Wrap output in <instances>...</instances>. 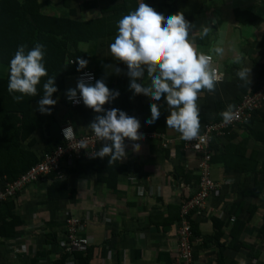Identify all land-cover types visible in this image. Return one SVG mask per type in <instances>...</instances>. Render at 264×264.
Wrapping results in <instances>:
<instances>
[{
  "label": "crops",
  "instance_id": "crops-1",
  "mask_svg": "<svg viewBox=\"0 0 264 264\" xmlns=\"http://www.w3.org/2000/svg\"><path fill=\"white\" fill-rule=\"evenodd\" d=\"M40 1L44 2L42 9L46 13L58 15L67 11L62 0ZM76 1L79 0H72V4ZM156 1L159 0H144L145 3ZM186 1L182 2V7L193 13L191 19H186L191 25V46L196 52L213 56L214 63L209 67L219 66L224 71L213 91L201 89L198 93L196 103L202 130L204 124L221 119L226 101L241 94L236 76L239 67H250L249 82L255 77L264 80V0H191L190 4V0ZM97 2V7L78 16L85 19L101 16L102 7L117 1ZM235 7L251 9L261 18L260 22L256 25L237 22L233 17ZM201 26L209 28L203 38L199 35ZM230 29H233L232 33ZM115 35L95 42H81L79 48L88 53L84 58L86 68L94 71L95 79L119 92L115 99L102 107L123 110L140 121L138 130L142 131L143 137L137 138L139 147L133 149V142L125 138L126 157L104 166L99 163L105 170L86 165L77 172H66L67 187L75 190L74 195L58 198L54 191L49 192L52 179L48 175L17 192L10 199L11 215H5V221L16 219L17 222L7 227L0 218V264H79L75 253L63 250L73 219L80 221L78 234L90 241L87 248L89 264H177L181 204L196 191L198 158L195 152L184 146L178 132L165 126L168 112L163 97L160 101H153L146 94H132L128 88L126 66L113 60L109 52L108 45ZM215 47H221L222 53L216 54ZM237 55L241 58L240 65L233 63ZM142 82L149 83L147 73ZM76 84L74 75L67 77L61 92L64 100L54 97L56 104L51 106L50 114H41L37 104L32 103L33 114L45 118L52 136L59 135L60 125L64 123H69L77 135L91 131L88 125L97 113L83 104L71 108L65 103L67 90L75 89ZM149 103H157L161 112L150 125L144 123V119L150 116ZM263 115L264 107L251 126L264 130ZM243 124L228 127L230 136L227 128L225 134L212 138L215 150L218 149L213 156L217 153L225 156V160L218 157L212 160L211 177L221 188L219 193L206 199L203 209L191 213L198 231L192 243V264H218L219 247L214 242L217 231H220L218 242L224 244L221 250L224 263L232 260L242 264L264 262V231H261L264 190L261 198L250 195L255 180L253 172L235 171L234 166H230L232 164H227L226 168V144H241L248 135L246 126H249ZM45 135L44 127L34 132V149L39 154L43 152ZM166 139L168 143L164 146ZM22 147L26 148L27 143ZM252 154L259 169L264 162V147L249 139L242 158ZM256 179L264 181V175L260 174ZM239 220H244L243 227L238 231L232 229L233 224L238 226ZM238 243L245 246H231Z\"/></svg>",
  "mask_w": 264,
  "mask_h": 264
},
{
  "label": "clouds",
  "instance_id": "clouds-1",
  "mask_svg": "<svg viewBox=\"0 0 264 264\" xmlns=\"http://www.w3.org/2000/svg\"><path fill=\"white\" fill-rule=\"evenodd\" d=\"M190 28L181 12H157L140 0L134 10L116 22V35L108 45L112 59L126 66L128 88L132 94H146L153 101H160L163 97L168 112L165 126L178 132L179 139L184 141H191L199 134L196 103L199 91H213L224 72L219 68L221 78L218 80L209 67L213 56L198 54L193 49L189 40ZM208 30L205 26L199 28L201 38L208 34ZM222 51L221 47L214 48L216 54ZM45 54V45L40 42H35L30 49L26 44H19L8 61L7 91L13 101L19 103L25 96L35 97L40 84L42 95L36 107L41 114H50L51 106L56 104L52 94L57 88L54 77L47 74ZM233 63L241 64L239 55L234 57ZM76 64L79 71L85 68L87 61L78 57ZM145 73L149 80L147 85L142 82ZM249 73L250 67L241 66L236 76L248 85ZM46 76L41 84V78ZM77 91L83 105L97 113L88 125L96 140L103 142L95 156L107 157L108 164L120 161L127 155L125 138L133 142V149L139 147L137 138L143 137V133L138 131L140 121L123 110L102 107L119 95L117 90H110L102 80H96L94 84L78 80L75 89L67 90V98L75 102ZM148 108L150 116L144 119V123L150 125L155 123L161 112L157 103H149ZM228 109L222 113L226 123L233 118L231 108ZM86 146V142L81 141L79 148L85 149Z\"/></svg>",
  "mask_w": 264,
  "mask_h": 264
},
{
  "label": "trees",
  "instance_id": "trees-1",
  "mask_svg": "<svg viewBox=\"0 0 264 264\" xmlns=\"http://www.w3.org/2000/svg\"><path fill=\"white\" fill-rule=\"evenodd\" d=\"M113 1H117L118 3L116 2L113 5L102 7L101 16L85 19L78 15L86 10L97 7V0H79L78 2L76 1L74 5L72 4V0H62L63 6L67 8V11L58 15L44 12L42 9L44 2L40 0H0V187L5 185L6 182L19 177L32 165L37 163L41 159L43 153L52 152L63 142L60 135H50V124L44 117L37 114L35 115L32 112V103L37 104L39 97L42 95L40 84L37 85V95L35 97L25 96L19 103L13 101L11 95H9L7 91L8 61L14 54L17 46L19 44H26L30 49L34 46L35 42H40L45 45V67L48 76L54 77V85L57 88V91L52 94V98L59 96L64 100V96H61L63 93L61 94V92L64 91L67 77L71 75L76 76L78 72L83 71L87 67L86 64L85 68L77 71L76 59L78 57L84 59L87 58L88 55L86 51L79 48V44L81 42H95L100 38L116 34V22L123 15L134 10L138 5L137 0ZM182 2L184 1L159 0L146 4L157 12L165 14L181 12L185 19H191L193 13L187 10L185 6L182 7ZM233 17L241 24L252 25L258 24L261 19L251 11V9H241L239 7L233 9ZM197 53L199 54L201 52ZM46 79L47 76L42 77L41 84ZM262 85H264V80H257L256 77L250 81L248 85L240 81L239 89L241 94L226 101V108L223 110L226 111L228 108H234L240 102L242 94L245 92L253 93L259 90ZM261 102V107L251 110V116L248 121L244 122V124L242 123L243 125L249 124V126H246L248 128V135L243 138L241 144H226V168L227 164H232L230 166H234L235 169H233L235 171L253 172L252 174H254L255 178L254 186L249 193L252 196L260 198L264 190V181H257L256 177L260 174L264 175V162L258 169V162L253 154L247 158L242 157H244V151H246V144L249 139L258 141L264 147V130L251 126L257 114L261 111V108L264 107V100ZM65 103L68 107H71L66 101ZM95 116L96 115H93V118ZM42 127L46 129V135L43 139V152L39 154L34 149L36 143L34 132ZM229 133L231 135L230 128L227 129V135ZM25 143H27L26 148L22 147ZM211 147L213 148L214 154L218 149L216 148L215 150V145L213 143ZM213 154L212 160L217 159V157L225 160V156L220 155V153H217L216 156H213ZM62 163H65V157L61 158L60 162V166L62 165L61 168L65 173H62L60 176L55 172L48 174V177L52 179L49 192L54 191L58 198L68 196L69 194H75L73 188L67 187L64 177L66 176V172H77L79 168L86 165L91 167L97 166L100 170H105V168H100L99 163L104 166L107 163V157L100 158L95 156L87 159L85 163L82 162L84 164L75 162L72 166H66ZM11 207L12 200L10 199L3 201L2 205H0V218L3 219L7 227L11 225L14 226L16 221L14 216H12V218L15 220L10 222L5 221V215H11ZM192 212L193 211L188 214V218L191 225V240L193 243L194 237L197 236L198 231L191 218ZM243 222L244 220H239L238 226L233 224L232 229L234 228L238 231L239 228L243 227ZM261 231H264V224ZM218 236H220V231H217L214 235L216 238L214 242L219 247L217 254L218 264H226L224 263L221 252L224 244L218 242ZM231 246L239 248L245 245L243 243H238ZM75 256L79 264H89L90 253L88 250L84 252H75ZM228 264L242 263L232 260ZM260 264H264V262Z\"/></svg>",
  "mask_w": 264,
  "mask_h": 264
},
{
  "label": "built area",
  "instance_id": "built-area-1",
  "mask_svg": "<svg viewBox=\"0 0 264 264\" xmlns=\"http://www.w3.org/2000/svg\"><path fill=\"white\" fill-rule=\"evenodd\" d=\"M210 55V54H208ZM212 57V55H210ZM214 62L212 57L211 63ZM211 72L220 80L219 66L213 65L210 67ZM83 80L90 83L95 80V73L91 68H85L83 71L76 74V82ZM264 100V85L259 90L253 93L247 92L242 94L240 102L231 108L232 120L225 122L223 117L216 122H210L203 125V129L199 130L197 137L191 141H184V146L196 153L198 158V184L196 191L187 197L181 204V216L178 221V257L177 264H192V231L188 218L191 211H198L204 208L206 199L215 193H219L221 188L220 184L214 181L211 177L212 168V154L213 148L211 147L212 138L214 136H221L225 134L228 127L237 123H244L248 121L251 116V110L259 108ZM65 101L71 107L79 106L82 101L79 100V93L77 92L76 101L69 100L66 96ZM229 110V109H228ZM227 110V111H228ZM65 130V133H64ZM142 133L141 130H138ZM59 135L62 143L59 144L52 152L43 153L41 159L32 165L29 169L23 172L19 177L12 181H8L0 187V204L3 201L15 197L16 193L22 190L27 185L39 180L41 177L55 172L61 175L63 170L60 166L61 158L65 157L66 166H72L75 162H85L89 158L95 157L96 152L99 150L103 142H99L94 137L91 131L83 134H75L72 126L69 123L60 125ZM152 136H155L153 133ZM81 141L86 142L85 149L79 148ZM168 139L163 143L166 146ZM233 220L234 217L232 216ZM72 228L67 235L66 242L63 250L67 253L84 252L87 250L90 241L87 237L79 235L77 225L79 219H73Z\"/></svg>",
  "mask_w": 264,
  "mask_h": 264
},
{
  "label": "rangeland",
  "instance_id": "rangeland-1",
  "mask_svg": "<svg viewBox=\"0 0 264 264\" xmlns=\"http://www.w3.org/2000/svg\"><path fill=\"white\" fill-rule=\"evenodd\" d=\"M190 2H191V0L189 1L188 4H190ZM184 3H187V1L185 0ZM220 3H222V2H220ZM226 5H228V1H227ZM232 31H233V29H230V33H232ZM197 34H198V33H197ZM95 81H96V79H95ZM95 81H92V82H90V83H93V84H94ZM87 238H88V237H87Z\"/></svg>",
  "mask_w": 264,
  "mask_h": 264
}]
</instances>
